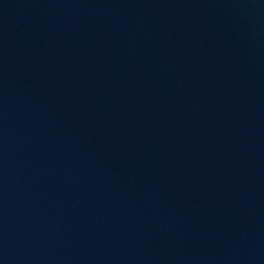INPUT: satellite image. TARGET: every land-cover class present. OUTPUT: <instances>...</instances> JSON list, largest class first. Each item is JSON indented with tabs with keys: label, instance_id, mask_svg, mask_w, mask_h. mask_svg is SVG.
Returning <instances> with one entry per match:
<instances>
[{
	"label": "water",
	"instance_id": "water-1",
	"mask_svg": "<svg viewBox=\"0 0 264 264\" xmlns=\"http://www.w3.org/2000/svg\"><path fill=\"white\" fill-rule=\"evenodd\" d=\"M0 264H264V0H0Z\"/></svg>",
	"mask_w": 264,
	"mask_h": 264
}]
</instances>
